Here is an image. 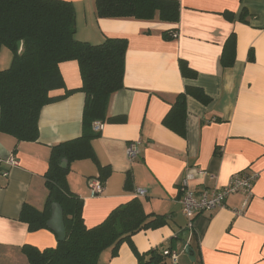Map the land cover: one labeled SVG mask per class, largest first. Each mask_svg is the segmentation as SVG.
Segmentation results:
<instances>
[{"label": "crops", "instance_id": "obj_1", "mask_svg": "<svg viewBox=\"0 0 264 264\" xmlns=\"http://www.w3.org/2000/svg\"><path fill=\"white\" fill-rule=\"evenodd\" d=\"M64 1L73 4L77 40L92 45L106 38L127 40L123 88L109 99L108 120L90 141L91 154L68 165L67 188L82 200L84 225L97 226L112 210L137 199L143 213L166 219V225L132 237L138 253L159 248L176 252L177 264H192L185 244L199 264H264V0H176L175 23L99 18L94 0ZM231 34L235 59L223 68L220 56ZM7 51L0 49V70L10 66ZM180 60L197 73L195 80L182 77ZM59 73L64 88L51 94L71 93L42 107L38 139L18 142L0 133V264H28L23 246L43 250L57 243L51 230L31 232L19 216L23 204L44 206L51 147L82 134L85 96L77 62L60 63ZM186 85L202 88L210 102L187 97L186 135L180 137L163 119ZM133 141L141 143L142 152L130 163L125 148ZM10 158L16 166L9 165ZM243 171L258 176L251 196H229L187 230L182 182L198 191L218 189ZM91 179L103 184L99 196H91ZM137 189L145 190V197H136ZM110 252L103 251L98 264H137L125 242L115 257Z\"/></svg>", "mask_w": 264, "mask_h": 264}, {"label": "trees", "instance_id": "obj_2", "mask_svg": "<svg viewBox=\"0 0 264 264\" xmlns=\"http://www.w3.org/2000/svg\"><path fill=\"white\" fill-rule=\"evenodd\" d=\"M99 18L153 19L175 23L179 4L176 0H94ZM174 37L172 34L169 37ZM163 37L168 34L163 32ZM21 43L20 49L18 43ZM11 54L7 69L0 70V133L13 136L18 142L38 139V118L43 106L71 93L51 92L63 89L59 64L76 61L81 77L80 91L85 100L82 111V134L79 138L59 143L50 149L44 174L47 196L42 210L23 204L19 219L29 231L47 228L51 204L63 211L65 238L55 247L39 250L25 245L22 254L28 264H98L100 254L110 249L117 255L122 243L129 244L137 264H165L162 249L138 253L132 237L146 230L166 225L164 216L145 214L137 199L112 210L97 226L87 228L82 218L83 203L67 188L68 165L91 154L90 141L99 135L92 123L108 120L106 111L110 97L123 88L127 40L106 38L92 45L75 38V10L64 0H0V49ZM235 59V40L231 34L220 56L223 68ZM248 60L252 61L249 54ZM179 70L186 80H195L197 73L184 60ZM190 96L206 105L210 97L202 88L186 85L163 119V125L180 137L186 135V99ZM66 163L62 168L61 163ZM196 241V239L194 240ZM192 264H199L194 261Z\"/></svg>", "mask_w": 264, "mask_h": 264}, {"label": "built area", "instance_id": "obj_3", "mask_svg": "<svg viewBox=\"0 0 264 264\" xmlns=\"http://www.w3.org/2000/svg\"><path fill=\"white\" fill-rule=\"evenodd\" d=\"M103 123L94 121L92 123L93 132H100ZM142 152V145L139 141L129 142L125 148V156L128 162L136 161ZM9 165L16 166L17 161L14 158L9 159ZM257 174L252 172H239L233 174L227 185L222 188L212 190H196L188 187L186 181H183V195L180 199L181 213L186 219V229H193V221L195 218L203 213L212 212L224 206L226 198L231 195L242 193L247 198L251 196L252 186L257 179ZM89 191L91 196H99L103 192V184L97 179L89 180ZM146 191L137 189L135 196L142 198L145 197ZM246 202H244V206ZM162 254L169 258L173 264H177V253L173 251L163 250Z\"/></svg>", "mask_w": 264, "mask_h": 264}, {"label": "water", "instance_id": "obj_4", "mask_svg": "<svg viewBox=\"0 0 264 264\" xmlns=\"http://www.w3.org/2000/svg\"><path fill=\"white\" fill-rule=\"evenodd\" d=\"M20 46H21V43L19 42L18 43L19 49H20ZM61 167L65 168L66 163L62 162ZM46 227L47 229L51 230L55 234L58 242H61L64 240L65 225H64V219H63V211L58 203L51 204V213H50L49 219L46 222ZM184 252H185V255L188 257V259L191 262H194V258L190 256V248L188 245L184 244Z\"/></svg>", "mask_w": 264, "mask_h": 264}, {"label": "rangeland", "instance_id": "obj_5", "mask_svg": "<svg viewBox=\"0 0 264 264\" xmlns=\"http://www.w3.org/2000/svg\"><path fill=\"white\" fill-rule=\"evenodd\" d=\"M8 52V51H7ZM181 216H183L182 215V213H181ZM184 218V217H183ZM185 219V218H184ZM186 220V219H185ZM187 223V222H186ZM165 264H172V262L168 259V258H166L165 259Z\"/></svg>", "mask_w": 264, "mask_h": 264}]
</instances>
